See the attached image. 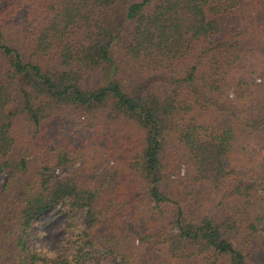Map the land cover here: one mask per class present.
<instances>
[{
  "label": "trees",
  "instance_id": "obj_1",
  "mask_svg": "<svg viewBox=\"0 0 264 264\" xmlns=\"http://www.w3.org/2000/svg\"><path fill=\"white\" fill-rule=\"evenodd\" d=\"M119 1L0 0V264H263L264 0Z\"/></svg>",
  "mask_w": 264,
  "mask_h": 264
},
{
  "label": "rangeland",
  "instance_id": "obj_2",
  "mask_svg": "<svg viewBox=\"0 0 264 264\" xmlns=\"http://www.w3.org/2000/svg\"><path fill=\"white\" fill-rule=\"evenodd\" d=\"M125 0H120L115 6H113L107 14V19L112 24H119L123 21V8H124ZM255 79L259 82L261 79L259 78L258 73L255 75ZM59 125H67L69 128L71 126L70 121L63 120L55 123ZM71 132H77L76 130H71ZM79 133V132H78ZM255 154H264V149L261 150L258 146L254 145L253 148ZM250 155H253L251 151H247ZM253 152V153H254ZM243 154V152H242ZM246 158V155L243 154ZM242 157L240 158V160ZM242 171L246 170L244 166H242ZM248 168V166H247ZM249 170V168L247 169ZM69 169L64 167L63 169H57L56 175L61 176L63 174H67ZM178 173L181 178H188L186 172V166L184 163H181L179 169L175 171ZM172 178H176V176H172ZM4 182V178L0 181V184ZM215 197V196H214ZM216 202V199H215ZM211 207H206L203 209V214H209ZM85 224V218L82 215H78L75 220H70L67 213L65 212V208L61 205L52 208L45 212L35 225V229L38 231L39 236L36 240V244H38L44 252L49 253H58L62 252L65 248H67L73 242L74 236L79 230L83 228ZM261 262L264 264V257L261 258ZM116 259L110 260L107 264H115Z\"/></svg>",
  "mask_w": 264,
  "mask_h": 264
}]
</instances>
